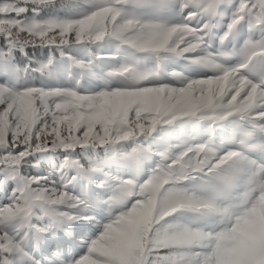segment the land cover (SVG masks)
<instances>
[{"label":"snow or ice","instance_id":"6c2138e0","mask_svg":"<svg viewBox=\"0 0 264 264\" xmlns=\"http://www.w3.org/2000/svg\"><path fill=\"white\" fill-rule=\"evenodd\" d=\"M0 264H264V0H0Z\"/></svg>","mask_w":264,"mask_h":264}]
</instances>
